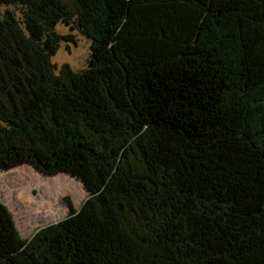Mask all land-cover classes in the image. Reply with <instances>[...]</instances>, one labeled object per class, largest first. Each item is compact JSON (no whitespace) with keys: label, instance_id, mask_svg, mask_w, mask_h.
Wrapping results in <instances>:
<instances>
[{"label":"trees","instance_id":"16d2710c","mask_svg":"<svg viewBox=\"0 0 264 264\" xmlns=\"http://www.w3.org/2000/svg\"><path fill=\"white\" fill-rule=\"evenodd\" d=\"M0 5V170L89 193L30 239L0 200V264H264V0Z\"/></svg>","mask_w":264,"mask_h":264},{"label":"rangeland","instance_id":"374dc122","mask_svg":"<svg viewBox=\"0 0 264 264\" xmlns=\"http://www.w3.org/2000/svg\"><path fill=\"white\" fill-rule=\"evenodd\" d=\"M15 6L0 5V18L12 11L22 19ZM63 39L52 63L61 67L68 64L74 71L89 68L91 40L65 23L56 27ZM89 193L82 181L68 174L46 176L32 165L12 170H0V200L10 209L23 239H30L39 229L57 223L69 215L68 199L79 210Z\"/></svg>","mask_w":264,"mask_h":264}]
</instances>
